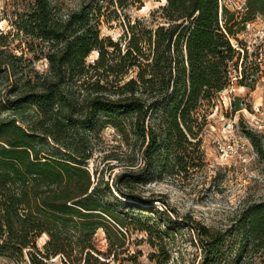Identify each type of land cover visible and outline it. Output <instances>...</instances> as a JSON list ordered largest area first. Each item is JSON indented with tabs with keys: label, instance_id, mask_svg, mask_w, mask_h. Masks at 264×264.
I'll list each match as a JSON object with an SVG mask.
<instances>
[{
	"label": "trees",
	"instance_id": "1",
	"mask_svg": "<svg viewBox=\"0 0 264 264\" xmlns=\"http://www.w3.org/2000/svg\"><path fill=\"white\" fill-rule=\"evenodd\" d=\"M164 1L135 19L122 13L130 0H82L65 16L55 0H35L18 14L27 51L0 43V257L114 264L136 231L156 264H177L179 236L200 249L197 264H221L234 249L235 259L264 256V200L215 230L138 190L206 165L202 132L220 93L260 70L240 34L264 17V0H246L244 11L228 0ZM112 21L124 29L117 39L102 35ZM107 127L132 135V164L112 181L88 165Z\"/></svg>",
	"mask_w": 264,
	"mask_h": 264
},
{
	"label": "rangeland",
	"instance_id": "2",
	"mask_svg": "<svg viewBox=\"0 0 264 264\" xmlns=\"http://www.w3.org/2000/svg\"><path fill=\"white\" fill-rule=\"evenodd\" d=\"M60 7L62 16L71 9L80 5L82 0H55ZM233 9L244 11L246 0H228ZM142 8H132V3L123 10V14L133 16H149L150 11L158 8L164 0H143ZM35 0H0V31H11L9 37L0 32V43H6L14 52L20 54L27 51V41L30 39L24 32L16 28L15 20L18 14L30 10ZM151 21L152 18H149ZM123 26L119 21H112L102 26V35H111L115 39L122 36ZM240 38L247 44L249 54L253 51L259 54L260 70L256 79H248L245 84L234 78L233 84L220 94V100L209 113V124L202 132V149L205 153L206 165L199 171L190 175L167 174L160 179H151L145 186H140L147 196H155V205L164 207L163 200L169 207L180 212V216H192L215 230L227 228L239 213L254 201L264 200V131L256 127L255 116L264 117V17L258 16L256 20L247 24L246 30ZM32 57V53L27 54ZM97 56L93 53L89 60ZM251 59V57H250ZM37 68H47V61L41 59L34 61ZM239 74L242 68H239ZM230 123H233L235 136L228 133ZM251 132V136L247 133ZM230 137L227 141L246 148L242 157L231 154L227 157L221 154L217 147V139ZM255 140V142L253 141ZM135 168L141 165V155H135ZM132 164V135L126 141L113 127H107L96 142L94 157L88 162L93 171L97 167L102 171L105 179L116 178ZM189 236L188 230L184 231ZM100 237L103 233L100 232ZM146 238L143 232H133L131 241L127 243L128 251L120 256V261L114 264H156L151 258L152 247L142 241ZM44 238L40 239L42 244ZM103 244L105 240H102ZM173 257L177 264H197L195 256H200V249L191 241H183L180 236L175 242ZM233 250V249H232ZM132 254V257H130ZM231 256L221 264H264V256L260 253L252 255L246 252L242 259H235V249ZM181 255L185 260H181ZM125 258V259H124ZM130 258V259H128ZM199 259V257H198ZM173 262V260L171 261ZM55 263H59L56 260ZM0 264H18L11 259L0 257ZM20 264V263H19ZM27 264V263H21ZM29 264V263H28Z\"/></svg>",
	"mask_w": 264,
	"mask_h": 264
},
{
	"label": "built area",
	"instance_id": "3",
	"mask_svg": "<svg viewBox=\"0 0 264 264\" xmlns=\"http://www.w3.org/2000/svg\"><path fill=\"white\" fill-rule=\"evenodd\" d=\"M254 119H256V127L259 129V131H264V117L259 118L258 116L257 117L255 116ZM229 125L231 130H229L228 133H231L229 134V136L233 138L236 135L235 131H233L234 125L233 123H230ZM230 137L225 136V139L224 138L217 139L216 147L218 151L221 154L226 155L227 157L230 154L231 157H233L234 155L242 157L243 154H245L246 148H244V146L242 145V146H237L235 149H233L234 148L233 144H231V142L226 140V138L230 140Z\"/></svg>",
	"mask_w": 264,
	"mask_h": 264
}]
</instances>
